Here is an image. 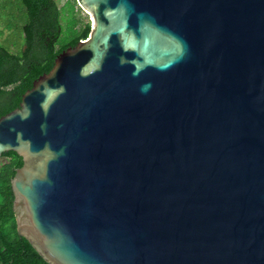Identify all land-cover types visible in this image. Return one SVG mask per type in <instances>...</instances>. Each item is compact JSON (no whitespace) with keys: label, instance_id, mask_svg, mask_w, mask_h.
I'll return each mask as SVG.
<instances>
[{"label":"water","instance_id":"95a60500","mask_svg":"<svg viewBox=\"0 0 264 264\" xmlns=\"http://www.w3.org/2000/svg\"><path fill=\"white\" fill-rule=\"evenodd\" d=\"M86 38L0 116L16 229L49 264H264V0H76Z\"/></svg>","mask_w":264,"mask_h":264},{"label":"trees","instance_id":"16d2710c","mask_svg":"<svg viewBox=\"0 0 264 264\" xmlns=\"http://www.w3.org/2000/svg\"><path fill=\"white\" fill-rule=\"evenodd\" d=\"M56 0H0V18L18 30L21 43L0 41V116L18 107L22 94L40 74L48 72L57 54L87 37L90 20L77 4ZM0 264H49L18 234L10 179L22 164L14 151L0 158Z\"/></svg>","mask_w":264,"mask_h":264},{"label":"rangeland","instance_id":"374dc122","mask_svg":"<svg viewBox=\"0 0 264 264\" xmlns=\"http://www.w3.org/2000/svg\"><path fill=\"white\" fill-rule=\"evenodd\" d=\"M58 5H68V1L69 0H56ZM89 18V17H88ZM21 34L18 30H9L6 28L5 23L2 21V19L0 18V41H17L18 43H21ZM5 157L0 158V161L5 160Z\"/></svg>","mask_w":264,"mask_h":264}]
</instances>
